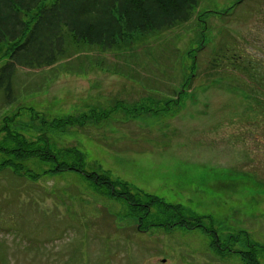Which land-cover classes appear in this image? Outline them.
Returning a JSON list of instances; mask_svg holds the SVG:
<instances>
[{
	"label": "rangeland",
	"instance_id": "rangeland-1",
	"mask_svg": "<svg viewBox=\"0 0 264 264\" xmlns=\"http://www.w3.org/2000/svg\"><path fill=\"white\" fill-rule=\"evenodd\" d=\"M194 11L110 50L77 44L51 68L18 69L0 125L17 114L25 136L41 126L52 151L77 150L82 169L128 183L143 206L153 195L205 216L221 239L245 230L264 246V0H199ZM69 116L81 124L51 128ZM25 164L37 181L0 171V264H243L198 230L155 226L174 221L171 209L155 204L145 218L79 173Z\"/></svg>",
	"mask_w": 264,
	"mask_h": 264
},
{
	"label": "trees",
	"instance_id": "trees-1",
	"mask_svg": "<svg viewBox=\"0 0 264 264\" xmlns=\"http://www.w3.org/2000/svg\"><path fill=\"white\" fill-rule=\"evenodd\" d=\"M198 3L199 0H0V62L4 61L0 66V103L11 106L17 101L14 78L18 69L51 68L69 57L73 45L87 44L104 51L133 35L170 30L187 23ZM202 48L200 45L189 52L192 71L184 81L185 86H190L196 75L195 70L200 64L198 52ZM210 62L212 70L219 67V63ZM231 65L233 69L238 67L237 64ZM241 70L247 73L248 69L243 66ZM13 117L4 119L0 125V171L7 170L15 178L35 182L41 174L25 164L31 161L48 165L42 174L79 173L98 193L123 201L132 212L138 210L145 218L155 204L174 212L171 216L174 221L155 226L167 230L174 226L198 230L209 238L208 247L217 256L233 254L243 264H261L258 252L264 251V246L251 242L245 230L221 239L211 224H205V216L177 214L178 207L163 205L156 196L149 194H142L149 202L143 206L131 193L128 183L112 179L105 173L85 171L80 167L82 156L77 150L52 151L50 139L41 126L30 127L34 135L25 136L29 131L24 130L25 125H12ZM84 117H81L82 122ZM79 121L69 116L50 125L52 129L60 130L68 125L81 124ZM134 207L139 208L133 210Z\"/></svg>",
	"mask_w": 264,
	"mask_h": 264
}]
</instances>
